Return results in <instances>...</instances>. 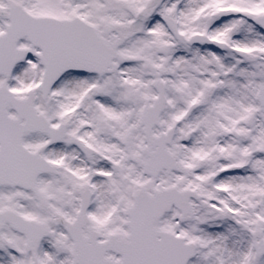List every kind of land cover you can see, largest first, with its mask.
I'll list each match as a JSON object with an SVG mask.
<instances>
[{"label":"snow or ice","instance_id":"snow-or-ice-1","mask_svg":"<svg viewBox=\"0 0 264 264\" xmlns=\"http://www.w3.org/2000/svg\"><path fill=\"white\" fill-rule=\"evenodd\" d=\"M0 264H264V0H0Z\"/></svg>","mask_w":264,"mask_h":264}]
</instances>
